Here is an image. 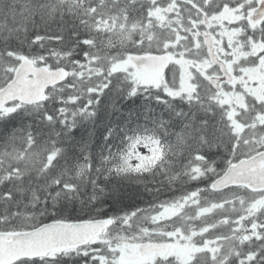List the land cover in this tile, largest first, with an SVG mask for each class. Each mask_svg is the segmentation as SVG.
<instances>
[{
  "label": "snow or ice",
  "instance_id": "6c2138e0",
  "mask_svg": "<svg viewBox=\"0 0 264 264\" xmlns=\"http://www.w3.org/2000/svg\"><path fill=\"white\" fill-rule=\"evenodd\" d=\"M0 264H264V0H0Z\"/></svg>",
  "mask_w": 264,
  "mask_h": 264
}]
</instances>
